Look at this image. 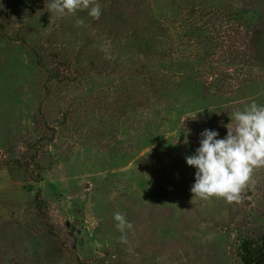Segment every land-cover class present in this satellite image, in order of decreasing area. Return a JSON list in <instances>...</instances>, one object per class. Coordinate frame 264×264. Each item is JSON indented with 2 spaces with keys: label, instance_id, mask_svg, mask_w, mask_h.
Returning a JSON list of instances; mask_svg holds the SVG:
<instances>
[{
  "label": "rangeland",
  "instance_id": "1",
  "mask_svg": "<svg viewBox=\"0 0 264 264\" xmlns=\"http://www.w3.org/2000/svg\"><path fill=\"white\" fill-rule=\"evenodd\" d=\"M51 2L0 0V264H241L264 168L202 200L185 157L264 105V0Z\"/></svg>",
  "mask_w": 264,
  "mask_h": 264
},
{
  "label": "clouds",
  "instance_id": "2",
  "mask_svg": "<svg viewBox=\"0 0 264 264\" xmlns=\"http://www.w3.org/2000/svg\"><path fill=\"white\" fill-rule=\"evenodd\" d=\"M48 9L60 17L82 10H87L93 19L102 15L101 6L95 0H52ZM76 25L83 26L84 20L78 18ZM229 116L235 121V127L230 126L231 122L223 125L227 129L223 137L218 129H203L199 146L185 157L187 165L195 168V182L190 189L193 197L240 202L254 172L264 168V105L253 100L244 110ZM113 219L122 233L121 242L128 243L126 230L133 229V225L119 212Z\"/></svg>",
  "mask_w": 264,
  "mask_h": 264
},
{
  "label": "trees",
  "instance_id": "3",
  "mask_svg": "<svg viewBox=\"0 0 264 264\" xmlns=\"http://www.w3.org/2000/svg\"><path fill=\"white\" fill-rule=\"evenodd\" d=\"M239 257L241 264H264V232L243 240Z\"/></svg>",
  "mask_w": 264,
  "mask_h": 264
}]
</instances>
